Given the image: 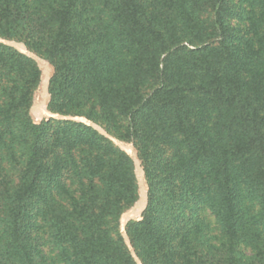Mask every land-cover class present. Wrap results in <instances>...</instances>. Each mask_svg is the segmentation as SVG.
<instances>
[{
	"label": "trees",
	"instance_id": "obj_1",
	"mask_svg": "<svg viewBox=\"0 0 264 264\" xmlns=\"http://www.w3.org/2000/svg\"><path fill=\"white\" fill-rule=\"evenodd\" d=\"M0 36L52 63L50 109L137 147L143 264H264V0H0ZM40 76L0 44V264H136L130 157L35 122Z\"/></svg>",
	"mask_w": 264,
	"mask_h": 264
},
{
	"label": "water",
	"instance_id": "obj_2",
	"mask_svg": "<svg viewBox=\"0 0 264 264\" xmlns=\"http://www.w3.org/2000/svg\"><path fill=\"white\" fill-rule=\"evenodd\" d=\"M0 44L12 47L19 51L20 53H23L27 55L28 57L32 58L38 68L41 71L42 75V100L35 109L36 113L39 114L40 117H45L47 119H56L61 121H72V122H78L83 123L95 131H97L99 134L103 135L105 138L110 140L112 143H114L120 150L124 151L132 160V163L134 165L135 170V176L137 180V192H138V203L137 205L131 209L130 211L124 213L120 218V232L123 237L124 243L126 244L131 256L135 260L136 264H143L140 258L138 257L131 239L129 238L126 226L127 223L138 216H140L146 207L147 197H146V190L144 185V179H143V171L141 166V159L139 158L136 151H134L132 148H130L127 144L120 141L118 138L110 134L102 125L99 123L89 119L88 117L84 115H74V114H62L57 113L49 109V85L50 81L54 74V67L48 63L44 58L40 57L33 51H31L28 46L20 40L16 39H10L0 36Z\"/></svg>",
	"mask_w": 264,
	"mask_h": 264
},
{
	"label": "rangeland",
	"instance_id": "obj_3",
	"mask_svg": "<svg viewBox=\"0 0 264 264\" xmlns=\"http://www.w3.org/2000/svg\"><path fill=\"white\" fill-rule=\"evenodd\" d=\"M240 22V21H239ZM11 39V38H10ZM21 41V40H20ZM31 50V49H30ZM31 51H33V50H31ZM34 52V51H33ZM34 53H36V52H34ZM37 54V53H36ZM38 55V54H37ZM40 56V55H39ZM40 57H42V56H40ZM42 58H44V57H42ZM45 59V58H44ZM48 63H50L47 59H45ZM51 65H52V63H50ZM53 66V65H52ZM54 67V66H53ZM42 87H43V82H42V75L40 76V82H39V84H38V86H37V88H36V90H35V92H34V96H33V102H32V105H31V109H30V113H31V116H32V119L35 121V122H40L41 120H45V121H47V120H49V119H47V118H45V117H40L39 116V114L38 113H36V111H35V109L37 108V106L39 105V103L41 102V100H42ZM50 92H49V102H50ZM50 109V108H49ZM50 110H52V109H50ZM53 111V110H52ZM54 112H56V111H54ZM57 113H60V112H57ZM63 114V113H62ZM70 114V113H69ZM74 115H82V114H74ZM84 116H86V115H84ZM87 117V116H86ZM90 119V118H89ZM92 120V119H91ZM94 121V120H93ZM96 122V121H95ZM97 123H99V122H97ZM100 124V123H99ZM101 125V124H100ZM103 126V125H102ZM104 127V126H103ZM105 128V127H104ZM110 133V132H109ZM110 134H112V133H110ZM113 136H115L114 134H112ZM116 137V136H115ZM116 138H118V137H116ZM120 141H122V142H124L125 144H127L130 148H132L134 151H136V153L138 154V156H139V152H138V149H137V147L134 145V143L133 142H131V141H127V140H124V139H120V138H118ZM114 144V143H113ZM115 145V144H114ZM116 146V145H115ZM117 147V146H116ZM139 158H140V156H139ZM141 159V158H140ZM132 161V160H131ZM141 166H142V171H143V179H144V185H145V190H146V197H147V201H148V184H147V181H146V177H145V171H144V164H143V162H142V159H141ZM133 171H134V176H135V170H134V165H133ZM135 180H136V176H135ZM136 186H137V180H136ZM136 193H137V197H136V199L128 206V207H126L121 213H120V215H119V217H118V226H117V228H118V231H119V233H120V235H121V232H120V218H121V216L124 214V213H126V212H128V211H130L131 209H133L136 205H137V203H138V192H137V187H136ZM146 205H147V202H146ZM146 208V207H145ZM145 208H144V210H145ZM144 210H143V212H144ZM143 212H142V214L140 215V216H138V217H136V218H134V219H131L130 221H132V220H140L141 218H142V215H143ZM203 213V215L205 216V218H206V220H207V222H208V224H209V231H210V233H212V234H216L217 232H218V227H217V225H216V222H215V220H214V216L213 215H211L210 213H209V211L207 210V209H204V211L202 212ZM129 221V222H130ZM128 234V233H127ZM129 236V235H128ZM121 237H122V235H121ZM123 238V237H122ZM130 238V237H129ZM124 241V240H123ZM126 245V244H125ZM127 247V246H126Z\"/></svg>",
	"mask_w": 264,
	"mask_h": 264
}]
</instances>
